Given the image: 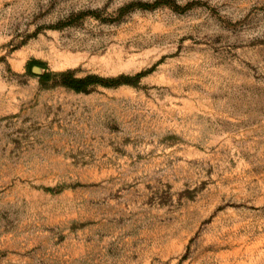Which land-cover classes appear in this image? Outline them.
I'll return each mask as SVG.
<instances>
[{
    "label": "rangeland",
    "instance_id": "rangeland-1",
    "mask_svg": "<svg viewBox=\"0 0 264 264\" xmlns=\"http://www.w3.org/2000/svg\"><path fill=\"white\" fill-rule=\"evenodd\" d=\"M0 264H264V0H0Z\"/></svg>",
    "mask_w": 264,
    "mask_h": 264
},
{
    "label": "trees",
    "instance_id": "trees-1",
    "mask_svg": "<svg viewBox=\"0 0 264 264\" xmlns=\"http://www.w3.org/2000/svg\"><path fill=\"white\" fill-rule=\"evenodd\" d=\"M44 79H48L49 77H43ZM103 82L102 79L100 78H85V79H76V78H71L70 81L68 83H65V85L77 92H82L85 90V88L89 85V84H94V83H101ZM110 82H112L111 84L114 85H118L119 83L116 82L115 80H110ZM109 84V85H111Z\"/></svg>",
    "mask_w": 264,
    "mask_h": 264
}]
</instances>
